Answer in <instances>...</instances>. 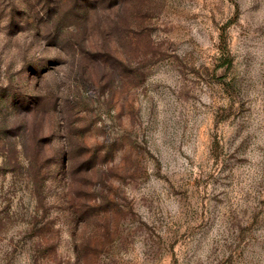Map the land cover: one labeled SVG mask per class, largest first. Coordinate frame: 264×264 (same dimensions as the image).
<instances>
[{
  "label": "rangeland",
  "instance_id": "1",
  "mask_svg": "<svg viewBox=\"0 0 264 264\" xmlns=\"http://www.w3.org/2000/svg\"><path fill=\"white\" fill-rule=\"evenodd\" d=\"M0 264H264V0H0Z\"/></svg>",
  "mask_w": 264,
  "mask_h": 264
}]
</instances>
